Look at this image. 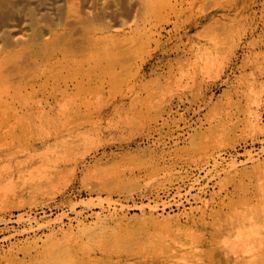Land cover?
<instances>
[{
	"label": "rangeland",
	"instance_id": "374dc122",
	"mask_svg": "<svg viewBox=\"0 0 264 264\" xmlns=\"http://www.w3.org/2000/svg\"><path fill=\"white\" fill-rule=\"evenodd\" d=\"M0 264H264V0H0Z\"/></svg>",
	"mask_w": 264,
	"mask_h": 264
},
{
	"label": "bare ground",
	"instance_id": "6f19581e",
	"mask_svg": "<svg viewBox=\"0 0 264 264\" xmlns=\"http://www.w3.org/2000/svg\"><path fill=\"white\" fill-rule=\"evenodd\" d=\"M230 229H231V223H229L228 226L226 228H224V233H226Z\"/></svg>",
	"mask_w": 264,
	"mask_h": 264
}]
</instances>
